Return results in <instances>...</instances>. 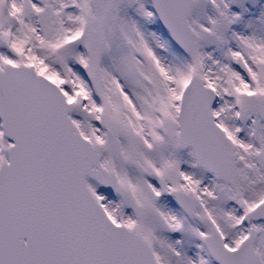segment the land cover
<instances>
[{
    "label": "snow or ice",
    "instance_id": "snow-or-ice-1",
    "mask_svg": "<svg viewBox=\"0 0 264 264\" xmlns=\"http://www.w3.org/2000/svg\"><path fill=\"white\" fill-rule=\"evenodd\" d=\"M0 264H264V0H0Z\"/></svg>",
    "mask_w": 264,
    "mask_h": 264
}]
</instances>
